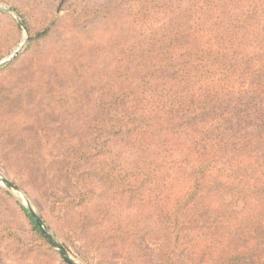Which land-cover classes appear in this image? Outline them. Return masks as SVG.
<instances>
[{
  "label": "trees",
  "instance_id": "16d2710c",
  "mask_svg": "<svg viewBox=\"0 0 264 264\" xmlns=\"http://www.w3.org/2000/svg\"><path fill=\"white\" fill-rule=\"evenodd\" d=\"M67 2L35 24L0 0L29 50ZM89 13L73 17L100 15L102 36L49 54L39 90L18 102L10 156L34 162L29 151L52 134L63 162L30 166L32 188L61 209L98 213L95 250L134 252L133 231L153 226L158 264H264V0H117ZM4 204L0 264H54L30 210L19 206L23 225Z\"/></svg>",
  "mask_w": 264,
  "mask_h": 264
},
{
  "label": "rangeland",
  "instance_id": "374dc122",
  "mask_svg": "<svg viewBox=\"0 0 264 264\" xmlns=\"http://www.w3.org/2000/svg\"><path fill=\"white\" fill-rule=\"evenodd\" d=\"M8 1L9 5L19 7L24 14L37 24V20L45 19L48 15L53 14L61 0ZM115 1L117 0H68L63 5L62 10H64V13L59 18V22L53 27L50 36L35 44L30 50L26 49L29 41L27 32L23 26L20 30L16 25V23L21 25L19 17L10 6L0 3V63L15 50L20 49L17 54L19 59L14 62L12 69L0 71V130L4 128L8 133L4 137L0 136V177L6 179L11 185L17 186L15 187L16 190L9 189L0 181V191H7L11 195V199H8V197L1 198L0 196V206L6 209L7 206L4 204V200H7L9 206L7 214L12 216L16 223L26 225V219L19 211V206L28 209L25 200L29 201L31 208L42 218L46 229L54 237L56 245L53 244V248L49 249V255L52 257L50 260L54 264H62V259H64L60 254L59 246H64L69 257L77 264H158L157 246L151 240V235L155 231L153 226H150L148 232L143 233L140 229H136V232L133 231L132 241L135 242L134 248H136L134 252L131 251L125 254L120 252V255H117L114 250L104 245H101L99 250H95L92 248L95 242L92 234L96 237L101 235L97 231H90L89 225L95 224L98 220V213L93 214L85 209L77 211L73 209L71 211L67 207L61 209V207L53 205L52 201H48L43 196V192L39 193L32 188L34 175L30 172V166L35 165V168L38 169L42 168L43 165H49L51 168L57 169L53 165L63 164V162L57 160L59 151L58 146L53 145L52 134H50L51 143L46 145L43 152L29 151L33 154L34 162H30V157L26 161L11 157L9 148L11 149L20 144L13 140H8L7 144V139L17 133L19 125L18 102H27L29 94L39 90L41 82L37 80L54 63V59L51 58L50 60L48 55L61 48L73 49L77 39V42L80 43L89 36L95 38L102 36L106 22L102 20L100 15L94 18L87 17L84 20L82 18H86L90 14V10L104 9ZM3 8L10 9V12L3 10ZM73 11H84L82 18L80 17L82 22L78 23V17L75 15L73 17ZM25 38L27 40L24 42ZM15 58L6 65L13 62ZM95 62L97 66H100L103 59L100 58L99 61ZM2 67L0 66V68ZM32 74L35 75V81L28 82ZM7 100L10 102V108L5 102ZM53 127L54 125H50L51 129ZM126 212L124 210L125 214ZM100 231L105 235L110 233L106 228H101ZM180 251H176V253L179 254ZM13 260L10 264H43L30 260L18 261L15 258Z\"/></svg>",
  "mask_w": 264,
  "mask_h": 264
},
{
  "label": "water",
  "instance_id": "95a60500",
  "mask_svg": "<svg viewBox=\"0 0 264 264\" xmlns=\"http://www.w3.org/2000/svg\"><path fill=\"white\" fill-rule=\"evenodd\" d=\"M3 10L5 11H8L10 12V9H5L3 8ZM27 39L25 38L24 39V42L26 41ZM20 52V49H17L15 50L7 59L3 60L1 63H0V66H3V65H6L7 63H9L13 58H15L17 56V54ZM0 181L2 182V184H4L7 188L9 189H13V190H16V188L11 185L6 179L0 177ZM25 203H26V206L28 207V209L30 210V213L33 217V219L35 220L36 224L39 226V228L41 229V231L43 232V234L49 239V241L56 245L55 244V241H54V238L53 236L48 232V230L46 229L43 221L41 220V218L35 213V211L31 208L30 204H29V201L28 200H25ZM59 250H60V254L61 256L64 258V260L68 263V264H77L72 258L69 257V255L67 254L66 250L62 247V246H59L58 247Z\"/></svg>",
  "mask_w": 264,
  "mask_h": 264
}]
</instances>
